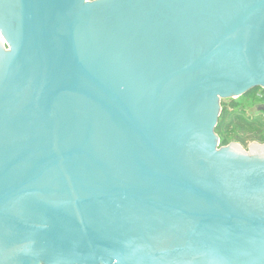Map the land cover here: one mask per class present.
I'll return each mask as SVG.
<instances>
[{"label": "water", "instance_id": "95a60500", "mask_svg": "<svg viewBox=\"0 0 264 264\" xmlns=\"http://www.w3.org/2000/svg\"><path fill=\"white\" fill-rule=\"evenodd\" d=\"M264 0H0V264H264Z\"/></svg>", "mask_w": 264, "mask_h": 264}, {"label": "trees", "instance_id": "16d2710c", "mask_svg": "<svg viewBox=\"0 0 264 264\" xmlns=\"http://www.w3.org/2000/svg\"><path fill=\"white\" fill-rule=\"evenodd\" d=\"M261 94L264 91L259 89L239 99L223 101V111L216 128L221 146H228L233 142L245 148L250 142L264 144V118H248L244 113L264 104Z\"/></svg>", "mask_w": 264, "mask_h": 264}, {"label": "rangeland", "instance_id": "374dc122", "mask_svg": "<svg viewBox=\"0 0 264 264\" xmlns=\"http://www.w3.org/2000/svg\"><path fill=\"white\" fill-rule=\"evenodd\" d=\"M242 100V99H241ZM259 106H256L254 108H251L249 109L248 111H244L245 115L248 117V118H258V117H261V118H264V113H260L259 111ZM235 143V142H233ZM231 143V144H233ZM230 144V145H231ZM239 144V143H238ZM255 144H259V145H264V144H261V143H258V142H250L247 147H253ZM241 145V144H240ZM229 146V145H228ZM228 146H221L220 144V147L223 148V147H228ZM242 146V145H241Z\"/></svg>", "mask_w": 264, "mask_h": 264}, {"label": "flooded vegetation", "instance_id": "af4514ba", "mask_svg": "<svg viewBox=\"0 0 264 264\" xmlns=\"http://www.w3.org/2000/svg\"><path fill=\"white\" fill-rule=\"evenodd\" d=\"M89 1H95V0H89ZM262 90V91H264V88L263 87H258V88H254L253 90H251V91H249L247 94H249L250 92H252V91H255V90ZM247 94H245V95H243V96H246ZM242 96V97H243ZM260 98H264V94H261V97ZM225 101V100H224ZM222 103H223V101H222ZM222 109H223V106H222ZM259 110H260V113H264V104H262L261 106H260V108H259ZM223 111V110H222ZM221 117V116H220ZM218 127V126H217Z\"/></svg>", "mask_w": 264, "mask_h": 264}]
</instances>
